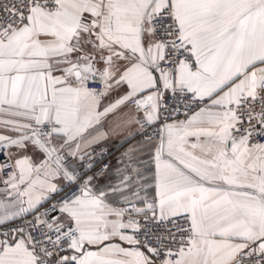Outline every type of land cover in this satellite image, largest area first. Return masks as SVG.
<instances>
[{
  "label": "snow or ice",
  "instance_id": "snow-or-ice-1",
  "mask_svg": "<svg viewBox=\"0 0 264 264\" xmlns=\"http://www.w3.org/2000/svg\"><path fill=\"white\" fill-rule=\"evenodd\" d=\"M0 264H264V0H0Z\"/></svg>",
  "mask_w": 264,
  "mask_h": 264
}]
</instances>
